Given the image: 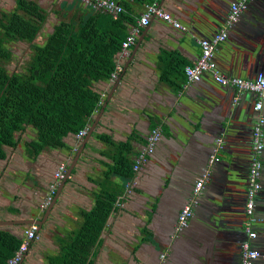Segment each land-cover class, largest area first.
I'll list each match as a JSON object with an SVG mask.
<instances>
[{
    "label": "crops",
    "instance_id": "obj_1",
    "mask_svg": "<svg viewBox=\"0 0 264 264\" xmlns=\"http://www.w3.org/2000/svg\"><path fill=\"white\" fill-rule=\"evenodd\" d=\"M21 1L0 0V17L17 8L18 13L24 14L19 8ZM23 1L33 3L46 14L34 43L43 42L61 20L75 15L78 20L84 13V6L77 0ZM149 1L124 0L121 5L127 20L126 34L135 26L139 32L134 44L125 53L119 50L114 57L115 66L121 67L117 77L94 85L99 96L104 92L105 97L87 123L93 130L76 162L75 151L86 134L82 138L76 134L65 137L63 147L43 149L38 161L26 143L34 137L31 128L16 134L15 146L2 145L5 154L0 158V231L19 240L27 225L5 224L1 220L42 217L43 213L31 202L42 198L41 189L48 186L60 162H65L67 168L75 162L59 200L21 264H52L72 242L85 213L101 194L103 199L115 201L91 248V264L240 262V246L247 238L245 202L252 130L258 116L253 108L257 96L243 92L235 100V89L218 84L209 73L190 84L184 73V66L200 55L198 40L211 38L224 26L234 0H162L161 6L188 27L186 32L158 19L140 26L138 20ZM14 46L15 53L28 51L29 59L30 42L17 41ZM214 60L226 76L253 79L264 70V0H248L238 21L228 29L227 39L218 45ZM196 91L216 96L189 121L187 103ZM259 114L264 115V103ZM156 126L161 129V137L155 150L134 172V158ZM262 129L264 132V126ZM217 137L223 138L222 147L215 152L219 160L210 164ZM259 159L261 188L253 223L257 237L251 244L261 254L253 264H264V147ZM121 163L131 169L130 175L118 170ZM24 170L38 179V188H31L17 177L16 172L24 174ZM204 173H209L208 179L194 196V184ZM131 179L135 183L127 190ZM16 191L23 193L24 198H34L31 202L16 201ZM192 197L193 216L178 231V213Z\"/></svg>",
    "mask_w": 264,
    "mask_h": 264
},
{
    "label": "trees",
    "instance_id": "obj_2",
    "mask_svg": "<svg viewBox=\"0 0 264 264\" xmlns=\"http://www.w3.org/2000/svg\"><path fill=\"white\" fill-rule=\"evenodd\" d=\"M116 1L124 6V0ZM19 8L24 14L17 8L0 17V158L5 154L2 145L15 146L16 134L29 128L34 137L26 143L36 153L63 147L65 137L83 128L98 106L94 85L110 77L126 36L123 11L113 16L92 10L78 20L77 15L61 20L43 42L34 43L46 14L23 0ZM17 41L30 42L31 54L22 67L10 69L11 47ZM118 170L127 176L131 172L123 163ZM102 197H96L72 242L52 264H91V248L115 201ZM19 243L0 231V264L6 263Z\"/></svg>",
    "mask_w": 264,
    "mask_h": 264
},
{
    "label": "built area",
    "instance_id": "obj_3",
    "mask_svg": "<svg viewBox=\"0 0 264 264\" xmlns=\"http://www.w3.org/2000/svg\"><path fill=\"white\" fill-rule=\"evenodd\" d=\"M81 5L88 6L93 10L108 12L113 16L123 11V7L116 0H77ZM162 0H151L145 4L144 12L138 20L140 26L147 25L152 19H158L171 27L178 29L182 32H186L188 27L178 21L169 11L164 9L160 2ZM248 0H234L230 3L229 10L226 14L224 26L209 39H199L200 55L191 64L184 66V73L186 76V83L190 84L197 82L201 79L204 73H209L213 80L218 84L224 86H231L236 91L235 100L238 99L239 94L243 92H253L256 94V101L254 102L253 108L258 112V116L252 130V156L247 176V189H246V202H245V216L244 230L247 234V238L242 241L240 246V262L239 264H253L254 261L260 256L261 252L257 247H254L251 242L257 237V231L253 227V223L257 217L255 214L256 209V198L260 191L261 184L259 180L260 176V151L264 147L262 138L264 132L262 127L264 126V115L259 114V110L264 103V70L259 71L253 79H246L238 76H226L218 69V66L214 60L215 51L218 45L225 41L228 37V29L232 27L239 19L241 12L247 7ZM139 32V27L135 26L130 29L126 34L125 38L121 42L120 51L125 53L127 49L134 44L135 37ZM121 69L120 65L115 66L114 70L110 73V78L115 79L118 71ZM105 97V93H101L97 102L100 105ZM86 124L77 133V138H82L88 130ZM161 137V129L159 126L152 128L146 137V143L136 154L132 169L134 172L138 171L141 166L148 160V157L154 152L155 147ZM212 153L209 156V163L213 164L219 160L215 152L222 147L223 138L217 137ZM67 164L60 162L53 174L52 180L50 181L47 195L41 207L44 209L53 198L56 189L60 182L65 178L67 173ZM209 173H204L199 177L193 187V195L198 194L203 187V184L208 179ZM134 180L127 184L128 186L134 184ZM121 196H118L116 202L119 203ZM195 202L194 197L191 201L186 203L178 213L176 230L184 229L193 216V203ZM38 238V226L36 224H28L24 229L18 247L8 257L5 264H19L23 259L30 244Z\"/></svg>",
    "mask_w": 264,
    "mask_h": 264
},
{
    "label": "water",
    "instance_id": "obj_4",
    "mask_svg": "<svg viewBox=\"0 0 264 264\" xmlns=\"http://www.w3.org/2000/svg\"><path fill=\"white\" fill-rule=\"evenodd\" d=\"M56 4H57L58 8H60V4L58 1H56ZM213 96H216V94L212 93V92L206 93L204 91H196L194 93V95H192L190 97L189 102L187 103V111H188L189 116H190V118L188 120L191 121V119H193L194 116L198 115V113L200 111H203V109L205 107H207L210 102L213 101ZM192 123H194V122L192 121ZM92 130H93V126L88 128L86 136L84 138L85 140L81 141L80 146L77 148V151H75V154H74L75 162L79 158V156L82 154L83 150L85 149V144H86V140H87L86 137L88 138L90 136ZM42 150H40L37 153L34 152V150L33 151L31 150L30 154L32 157H35L36 161H38V159L40 158V155L43 153ZM57 161H61V160H57ZM75 162H73V164L68 166L65 178L58 185L56 192L53 195L52 201L44 209L41 207V204L44 202V199L47 195L48 188H49L48 186L50 184V179L48 181V186H43V190L41 189L42 198L40 200H35L34 204H32V202H31L34 197L26 195L24 198V197H22L24 195L23 193H19L17 191L14 192V198L16 199V201L30 199L29 200L31 202L30 205L33 206V208L40 211L41 213H43L42 217L37 216V217H33V218H21L19 220H5V219H3L1 221L5 222V224L28 225V224L33 223V224H36L38 226V230H39L42 227L43 223L48 218L51 210L53 209V207L55 205V203L59 200L60 192H61L68 176L71 174V171L75 165ZM53 171H55V170H53ZM16 175H17V177H19V179H21L23 181V183H27L31 188L36 187L39 184L38 179L34 175L30 174L29 170H24V174H22L20 172H16ZM38 186H37V188H38ZM39 191H40V188H39ZM163 242L166 244L165 241H163ZM159 246H160V248H162V245H159ZM155 250L159 251V249H155ZM19 264H21V262Z\"/></svg>",
    "mask_w": 264,
    "mask_h": 264
},
{
    "label": "rangeland",
    "instance_id": "obj_5",
    "mask_svg": "<svg viewBox=\"0 0 264 264\" xmlns=\"http://www.w3.org/2000/svg\"><path fill=\"white\" fill-rule=\"evenodd\" d=\"M78 2V1H77ZM78 4L79 5H81L79 2H78ZM82 6V5H81ZM84 8V12H91L93 9H91L90 7H83ZM19 52V53H18ZM17 53H16V59L12 62V65H8V67L10 68V69H14V68H20V67H22V64L23 63H25V61L28 59V51H18ZM22 52H24L23 54H22ZM19 57H21L20 58V61H19Z\"/></svg>",
    "mask_w": 264,
    "mask_h": 264
},
{
    "label": "flooded vegetation",
    "instance_id": "obj_6",
    "mask_svg": "<svg viewBox=\"0 0 264 264\" xmlns=\"http://www.w3.org/2000/svg\"><path fill=\"white\" fill-rule=\"evenodd\" d=\"M13 46H14V43L12 44V47H13ZM12 47H11V50H13V57H16V56L14 55V54H16V53L14 52L15 49L12 48ZM14 47H15V46H14ZM13 60H14V59H13ZM7 66H8V64H7Z\"/></svg>",
    "mask_w": 264,
    "mask_h": 264
}]
</instances>
